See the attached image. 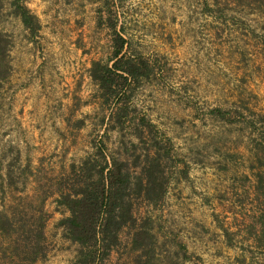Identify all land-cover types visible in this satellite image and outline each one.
I'll return each mask as SVG.
<instances>
[{
    "label": "rangeland",
    "instance_id": "374dc122",
    "mask_svg": "<svg viewBox=\"0 0 264 264\" xmlns=\"http://www.w3.org/2000/svg\"><path fill=\"white\" fill-rule=\"evenodd\" d=\"M22 2L39 19L34 34L15 1L0 0V209L46 195V254L34 264L73 263L78 243L58 224L68 211L55 197L97 146L133 182L152 156L165 175L155 203L130 190L136 222L101 264H264L253 234L264 225V0ZM116 33L149 68L124 87L122 111L121 95L105 98L89 71ZM34 146L35 165L25 161ZM140 226L155 238L135 248Z\"/></svg>",
    "mask_w": 264,
    "mask_h": 264
},
{
    "label": "trees",
    "instance_id": "16d2710c",
    "mask_svg": "<svg viewBox=\"0 0 264 264\" xmlns=\"http://www.w3.org/2000/svg\"><path fill=\"white\" fill-rule=\"evenodd\" d=\"M15 1V11L31 34L37 32L40 22L23 0ZM127 39L116 33L112 52L108 60L93 59L90 75L98 83L101 95L105 98L121 95L118 108L124 109L126 103L124 87L130 82H138L148 74L147 61L123 50ZM109 60L111 61L109 63ZM212 111H219L213 107ZM122 113V112H121ZM121 115L119 114V118ZM142 124L148 123L144 116L139 117ZM264 164V156L256 154ZM262 158V159H261ZM125 162L115 156H107L104 149L97 146L79 164L71 163L67 178L70 186L60 187L55 197L57 205L64 207L68 214L58 220L64 235L78 243L72 264H101L111 248L119 240V232L125 224L136 222L133 194L135 190L155 203L165 191V175L159 168L156 157H151L143 166V172L133 182ZM262 175L259 179L262 178ZM135 185V188L131 184ZM24 190V189H23ZM37 195V194H36ZM46 195L21 194L14 204L0 209V235L5 238V246L0 248V264H34L46 254L44 226L48 212L44 208ZM36 199V201H35ZM37 202V204H34ZM264 219V209L259 213ZM145 219L149 221L150 216ZM258 244L264 235V225L255 232ZM153 232L140 226L132 234V244L143 247L153 241Z\"/></svg>",
    "mask_w": 264,
    "mask_h": 264
},
{
    "label": "crops",
    "instance_id": "0c3cea01",
    "mask_svg": "<svg viewBox=\"0 0 264 264\" xmlns=\"http://www.w3.org/2000/svg\"><path fill=\"white\" fill-rule=\"evenodd\" d=\"M21 94V93H20ZM19 93L17 94L18 95V98H17V101H20L22 98H23V96L22 95H20ZM23 117H26L25 115L23 116ZM23 124H29L30 123V119H24L23 118V120L21 121ZM64 125H65V123H64ZM68 131V130H67ZM41 141V140H40ZM40 141H38L37 140V142H40ZM40 151L39 150H37L36 151V147L34 146V151H32V152H30V157L29 158H26V162H28L29 164H33V165H35V164H37V163H39L40 162V160H41V156H40ZM33 165H30L31 167L33 166ZM25 189V188H24Z\"/></svg>",
    "mask_w": 264,
    "mask_h": 264
}]
</instances>
